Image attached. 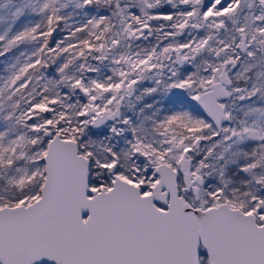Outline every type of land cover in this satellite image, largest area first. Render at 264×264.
<instances>
[{
  "label": "snow or ice",
  "instance_id": "obj_1",
  "mask_svg": "<svg viewBox=\"0 0 264 264\" xmlns=\"http://www.w3.org/2000/svg\"><path fill=\"white\" fill-rule=\"evenodd\" d=\"M0 264H264V0H0Z\"/></svg>",
  "mask_w": 264,
  "mask_h": 264
}]
</instances>
